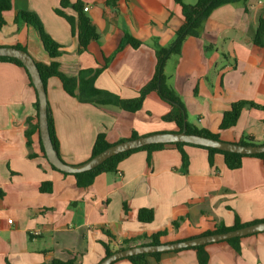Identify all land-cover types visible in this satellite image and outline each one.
<instances>
[{"label": "crops", "instance_id": "1", "mask_svg": "<svg viewBox=\"0 0 264 264\" xmlns=\"http://www.w3.org/2000/svg\"><path fill=\"white\" fill-rule=\"evenodd\" d=\"M191 0L185 3L194 5ZM63 11L78 18L74 6L83 5L100 36L82 49L70 23L56 14L61 0H12L0 30V47L22 46L37 63L50 58L37 31L23 21L22 11L36 13L46 32L62 46L60 71L77 77L81 71L101 70L96 87L123 100H132L154 77L158 46L171 47L183 25L176 0H69ZM88 7V11L84 8ZM264 0L215 9L200 37H188L179 55L164 67L168 84L184 102L188 122L219 133L225 142L253 138L264 143V111L246 108L235 127L220 130L224 113L238 101L264 106V47L254 43ZM126 34L142 45H120ZM47 98L62 160L78 165L91 158L96 137L110 143L133 132L148 135L178 131L164 121L172 107L156 92L132 113L115 106H95L69 96L57 77L47 82ZM37 94L26 71L0 61V264H53L75 261L98 264L105 257L102 242L112 248L125 239L169 228L165 242H176L214 230L264 220V159L245 157L240 169L230 170L222 154L210 164L208 150L184 146L189 158L170 146L149 153L138 151L123 160L115 173L101 174L87 188L74 176L55 171L43 156L40 133L27 144L29 118L36 115ZM196 118H198L196 123ZM30 154L33 158H30ZM51 182V193H42ZM154 210L152 223L138 219L141 209ZM12 221V224L9 221ZM181 220L177 230L171 228ZM107 233L115 238L110 240ZM239 251L223 241L205 246L208 264H264V232L243 237ZM149 264H199L198 252L183 249L148 257ZM115 264H132L126 259Z\"/></svg>", "mask_w": 264, "mask_h": 264}, {"label": "trees", "instance_id": "2", "mask_svg": "<svg viewBox=\"0 0 264 264\" xmlns=\"http://www.w3.org/2000/svg\"><path fill=\"white\" fill-rule=\"evenodd\" d=\"M176 1L180 4L182 8L183 25L176 32V40L171 47L162 48L158 46L157 49L158 65H157L156 73L152 78V80L148 83V85L140 92V96L132 100H123L118 96L109 93L108 91L97 88L96 79L99 73L101 72V70L81 71L77 77H70L64 74L63 72H61L60 64L57 61V59L63 53L62 46L46 32L42 21L40 20L39 16L36 13L31 11H22L18 14L16 18V23L21 20L25 22L27 25L33 27L39 34L44 49L46 50L50 58L53 59V61L50 64L37 63L46 90H47L48 80L52 77H57L62 82L65 92L69 96L77 98L79 101L83 103H90L95 106H115L122 110L132 113L138 112L139 110L142 109L144 101L149 93L156 92L162 100L169 103L172 107L170 113L163 117L164 121L176 122L179 132L183 131L186 125L187 133L189 134L202 135L213 139L221 140L219 133H213L208 130L198 129L197 127L191 125L188 122V113L186 106L182 101L180 95L176 92V90L168 84L167 77L164 74V67L167 61L173 55L180 54L182 45L188 37L198 38L201 36L205 22L208 20V18L215 9L230 4H236L241 2L247 3L248 0H197L194 5L185 3V0H176ZM12 5H13L12 0H0V30H2L7 24L5 20V14L12 9ZM68 6H70L69 0H61V7L59 9H56L55 12L57 15L65 18L70 23L73 34L78 36L81 48L86 49L91 42L98 41L100 39V36L97 33L96 28L92 25L90 19L84 15L83 5L81 3H78L74 6L75 11L78 13L77 20L63 11V9L67 8ZM254 43L258 47L261 48L264 47V15H262L259 19ZM127 44L131 45L134 48H138L142 45L140 41L136 40L134 37H132L129 34L125 35L120 45V49ZM17 48L25 50L22 46L19 45L17 46ZM0 61L13 63L23 68L28 75L31 86L34 88L29 72L24 67L22 62H20L15 58H8V57H0ZM35 107L37 112L36 115L34 117L29 118L27 121L26 137H27L28 146H31V141H32L31 139L33 134L39 132L38 97ZM246 108L264 111V106L256 104L254 102L245 101V100L235 102L232 104L231 108L224 113L219 129L228 130L235 127L236 124L238 123V120L240 119L242 111ZM48 111H49V127H50L51 138L54 147L60 156L59 141L56 137L54 122L50 114L49 105H48ZM140 136L142 135H140L137 132H133L130 138L123 139L120 142L129 139H136L139 138ZM238 143L243 145L259 144L253 138H244ZM40 145L43 156L47 159L41 138H40ZM112 145L114 144L108 141L106 134L100 133L96 137L91 158L97 156L98 154L108 149ZM188 145L196 146L186 143L156 144V145L146 146L110 158L96 169L81 174H68L57 170L52 165L51 167L55 171L61 172L64 175L74 176L76 179L77 186L79 188H87L93 184L94 180L99 175L105 173L117 172L120 163L126 158H128L130 155L138 151H148L149 153H152L155 151L163 150L170 146H174L182 154L183 170L187 171L189 166V158L184 152L183 147ZM196 147L204 148L209 151L210 153L209 162L211 165H213L214 162L213 161L214 155L222 154L225 158L226 166L230 170L240 169L242 167L243 159L245 157H258L264 159V154L247 156L236 153L224 152L217 149L206 148L202 146H196ZM33 157L34 156L30 154V158ZM52 189H53V185L51 182H44L40 187V191L42 193H51ZM154 218H155V214H154V210L152 209L144 208L141 209L138 213V219L142 223H147V224L152 223L154 221ZM262 221L264 220H256L253 222L242 223L239 219H237L236 223L231 227H227L224 224H219L216 226L214 230L207 231L201 234L200 236L226 233ZM180 222L181 220L174 221L171 224V228L173 230H177L180 227ZM169 234H170V230L169 228H166L164 230L155 232L150 236L142 235L130 239H125L118 244L117 248H112L109 243L102 242V245L105 249L104 258L109 257L110 255H112L117 251H121L134 246L160 245L162 243H166L164 239L167 238ZM107 236L110 238L111 241L115 240V238L108 233ZM241 239L242 238H234L226 242L230 243L237 251H239L238 242ZM204 248L205 246H199V247H192L187 249H193L198 252L199 264H208L209 257L208 254L205 252ZM179 251L182 250H177L174 252H179ZM161 254L162 253L142 254L137 256H131L129 258H126V260L130 261L132 264H149L148 257H159ZM53 264H76V263L75 261L62 262L60 260H54Z\"/></svg>", "mask_w": 264, "mask_h": 264}, {"label": "water", "instance_id": "3", "mask_svg": "<svg viewBox=\"0 0 264 264\" xmlns=\"http://www.w3.org/2000/svg\"><path fill=\"white\" fill-rule=\"evenodd\" d=\"M0 57L15 58L22 62L24 67L28 70L39 101V133L45 154L49 163L61 172L68 174H81L89 172L96 169L110 158L132 150L156 144L186 143L247 156L264 154V143L243 145L239 143L225 142L202 135L189 134L187 133L185 125L183 131L181 132H156L140 136L136 139H129L112 145L97 156L90 158L82 164H68L59 156L51 138L47 91L37 66V62L26 50L19 49L17 47H0ZM262 232H264V221L226 233L197 236L182 241L162 243L160 245H139L130 247L113 253L109 257L104 258L98 264H114L119 260L142 254L165 253L192 247L207 246L209 244L228 241L234 238H243Z\"/></svg>", "mask_w": 264, "mask_h": 264}, {"label": "built area", "instance_id": "4", "mask_svg": "<svg viewBox=\"0 0 264 264\" xmlns=\"http://www.w3.org/2000/svg\"><path fill=\"white\" fill-rule=\"evenodd\" d=\"M88 10H89L88 7H85V8H84V11H88ZM9 223L12 224V221L10 220Z\"/></svg>", "mask_w": 264, "mask_h": 264}, {"label": "rangeland", "instance_id": "5", "mask_svg": "<svg viewBox=\"0 0 264 264\" xmlns=\"http://www.w3.org/2000/svg\"><path fill=\"white\" fill-rule=\"evenodd\" d=\"M191 1H193V2H194L195 0H191ZM197 120H198V118H196V120H195V121H196V123H197Z\"/></svg>", "mask_w": 264, "mask_h": 264}]
</instances>
